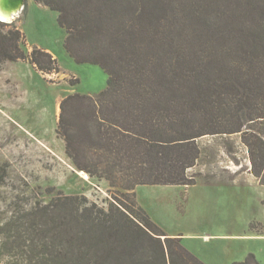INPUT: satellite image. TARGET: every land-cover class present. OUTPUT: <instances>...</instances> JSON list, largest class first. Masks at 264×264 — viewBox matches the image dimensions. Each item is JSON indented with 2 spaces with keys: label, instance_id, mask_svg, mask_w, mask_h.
I'll use <instances>...</instances> for the list:
<instances>
[{
  "label": "trees",
  "instance_id": "obj_1",
  "mask_svg": "<svg viewBox=\"0 0 264 264\" xmlns=\"http://www.w3.org/2000/svg\"><path fill=\"white\" fill-rule=\"evenodd\" d=\"M32 1L58 14L75 63L108 76L97 95L61 100L55 134L76 171L117 190V206L61 194L35 201L0 222V263L203 264L134 190L194 185L196 141L233 134L264 185V0ZM24 46L14 23L0 22V64L26 62L44 79L60 73L52 54Z\"/></svg>",
  "mask_w": 264,
  "mask_h": 264
},
{
  "label": "rangeland",
  "instance_id": "obj_2",
  "mask_svg": "<svg viewBox=\"0 0 264 264\" xmlns=\"http://www.w3.org/2000/svg\"><path fill=\"white\" fill-rule=\"evenodd\" d=\"M21 2L4 23L21 31L24 51L39 47L52 54L60 73L44 79L26 62L0 64V222L58 194L84 197L86 206L99 209L116 207L111 193L117 190L84 172L87 178L80 177L55 134L61 100L73 93L97 95L108 76L66 54L56 12L32 0ZM196 143L200 156L188 171L195 184L138 186L136 203L203 264H239L249 254L264 264V185L249 173L240 134L205 136Z\"/></svg>",
  "mask_w": 264,
  "mask_h": 264
},
{
  "label": "bare ground",
  "instance_id": "obj_3",
  "mask_svg": "<svg viewBox=\"0 0 264 264\" xmlns=\"http://www.w3.org/2000/svg\"><path fill=\"white\" fill-rule=\"evenodd\" d=\"M21 0H0V20L6 22L18 12ZM80 177L86 179L87 176L83 172H76Z\"/></svg>",
  "mask_w": 264,
  "mask_h": 264
},
{
  "label": "water",
  "instance_id": "obj_4",
  "mask_svg": "<svg viewBox=\"0 0 264 264\" xmlns=\"http://www.w3.org/2000/svg\"><path fill=\"white\" fill-rule=\"evenodd\" d=\"M0 22H4V21H1V20H0Z\"/></svg>",
  "mask_w": 264,
  "mask_h": 264
}]
</instances>
